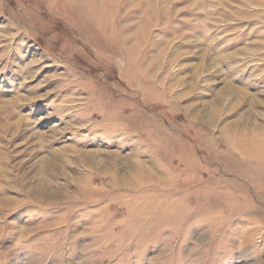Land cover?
Returning a JSON list of instances; mask_svg holds the SVG:
<instances>
[{
	"label": "rangeland",
	"instance_id": "1",
	"mask_svg": "<svg viewBox=\"0 0 264 264\" xmlns=\"http://www.w3.org/2000/svg\"><path fill=\"white\" fill-rule=\"evenodd\" d=\"M91 5L0 0V264H264V0Z\"/></svg>",
	"mask_w": 264,
	"mask_h": 264
},
{
	"label": "bare ground",
	"instance_id": "2",
	"mask_svg": "<svg viewBox=\"0 0 264 264\" xmlns=\"http://www.w3.org/2000/svg\"><path fill=\"white\" fill-rule=\"evenodd\" d=\"M70 2H73V3H78L79 5L81 4L82 6V9L83 10H86V12H87V16H88V14H89V16L91 17V16H94V17H96V15H98V14H96V12H98L99 10H101V9H97L96 8V6H95V8L93 7H91L92 5L91 4H94L95 3V5L96 4H98V3H100V2H102L103 0H69ZM105 1V0H104ZM98 2V3H97ZM87 4V5H86ZM90 4V5H89ZM107 4V3H106ZM94 6V5H93ZM106 6V5H105ZM105 9V8H104ZM106 11V10H105ZM108 12V11H107ZM85 13V12H84ZM100 14V13H99ZM104 14H105V12H104ZM103 14V15H104ZM85 15V14H84ZM106 15V14H105ZM104 15V16H105ZM86 16V15H85ZM101 16H102V14H101ZM106 17V16H105ZM99 23H101L104 19L103 18H100L99 17ZM96 23H98V22H96ZM98 28H100V26H97ZM122 40H124V39H122ZM126 44H127V42H126ZM125 44V45H126ZM133 46V45H132ZM128 49V48H127ZM129 52V51H128ZM131 52V51H130ZM127 55V54H126ZM129 55H132V54H129ZM129 55H127V56H129ZM129 58V57H128ZM249 147V145L248 144H245V146L244 147ZM248 149V148H247ZM246 153V155H248V157H250V159H257V161H256V165L259 167V169H260V172H262V173H264V154H263V152L262 151H260V150H255V151H251V153L249 152V151H245ZM139 167H142V164L140 163V165H139ZM144 168V167H143ZM262 173H261V175H262ZM136 174V173H135ZM143 174H145L144 172H143ZM143 174L142 173H140V176L142 177L143 176ZM139 175V174H138ZM138 178H139V176H137Z\"/></svg>",
	"mask_w": 264,
	"mask_h": 264
}]
</instances>
